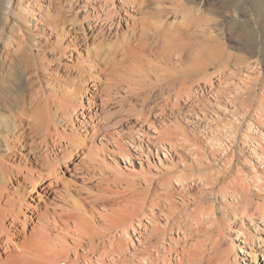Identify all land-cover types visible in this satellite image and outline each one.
<instances>
[{"label":"bare ground","instance_id":"obj_1","mask_svg":"<svg viewBox=\"0 0 264 264\" xmlns=\"http://www.w3.org/2000/svg\"><path fill=\"white\" fill-rule=\"evenodd\" d=\"M155 3L159 13L140 20L137 0H0V264H264V131L252 121L240 141L200 138L180 118L184 96L215 97L223 78L211 73L213 10ZM219 4L246 15L242 0ZM254 23L237 24L243 37ZM97 36L113 47L100 63L88 45ZM167 67L161 109L104 121L117 100L132 104L128 94L145 102ZM229 101L213 119L241 125ZM200 187L217 201L197 203Z\"/></svg>","mask_w":264,"mask_h":264},{"label":"rangeland","instance_id":"obj_2","mask_svg":"<svg viewBox=\"0 0 264 264\" xmlns=\"http://www.w3.org/2000/svg\"><path fill=\"white\" fill-rule=\"evenodd\" d=\"M155 1L157 2V0H137V3L139 4V9H140V14L138 15L140 20L143 17V15L149 11H150L149 13L158 12L155 9L157 6V5H155L156 4ZM180 1H182L181 4H184L185 2H189V4L191 3L190 4L191 6L194 5L195 3L201 2L202 6H203L202 7L203 10H207V9L213 10L209 14L210 15L209 17L214 20L213 21V26L215 28L214 35L216 38H215L213 46L216 50L215 51V57L218 61H217V66L215 68L216 70L213 69L211 71V73L217 71L218 68L220 67L221 75L224 78V80H223V78L220 79L216 76V78L214 79V83L216 82L215 86H217L216 90H215V97H217V99H215L214 94H212V95L206 94L204 96H200L199 99L194 98V97L193 98H187L186 96H184L186 99H183L181 101V104H180L182 107L180 118H182V116H184V117L187 116L188 118H190L191 121L196 122L197 127L195 126L196 127L195 135L199 136L200 138H204V135L207 134L208 132H214V133L216 132V133L223 135V137H224L225 132H226V136H225L226 138L228 137L230 139L232 136L235 135L236 139L239 140L240 135L243 132H245L244 130H246V129H244V128H246L245 127L246 124H248L249 122H252V121H253L252 123L254 124V126L256 128L264 131V127H263L264 126V121H263L264 120V106H263L264 105L263 104L264 103V100H263L264 99V97H263L264 96V90H263L264 87L262 86L264 84V79H263L264 78V31H262V30H264V0L263 1L262 0H242L243 1V7L246 11V15H240L238 13H233V14H229L228 17H227V14L225 15L224 13H222V9H221L222 7L219 4L221 2V0H196V1L195 0H185V1L180 0ZM183 1H184V3H183ZM206 1L208 2L207 5L205 4ZM143 3L144 4L147 3V5H149V6L145 7V5ZM176 6H178V5H176ZM169 7H171V4H169ZM172 7L175 9L176 8H179V9H177L175 11V9L172 8L173 11H175V12H173L171 10V15L168 19V21H170V22L175 20L176 15H181V13H182V7H180V4H179V7H175V5H173ZM0 15H1L0 16V32H1L2 29L5 27L4 21H3V6H1V5H0ZM158 15H159L158 17L163 18L162 17L163 15H161V14H158ZM150 19L153 21L154 18L151 17ZM250 19H253L255 22L254 23L255 33H252L249 37H243L242 32H241V28H239L237 26V24L243 22L244 20H250ZM152 21H150V22H152ZM154 21H156V20H154ZM154 21L152 23H154ZM156 22H158V21H156ZM215 25H218V26H215ZM68 27L72 28L71 22L68 24ZM97 37L95 39L94 38L91 39L88 42V45L90 46V49H91L90 54L92 55V57L94 59H97L98 63H100V62H103V60L107 56L110 55L109 54L110 52H113V51L108 52V50L113 49V47L111 48V46H112L111 43H108L106 41L101 40V38L99 36H97ZM109 45H111V46H109ZM261 49H263V50H261ZM219 64H220V66H219ZM258 64L262 65V70H260V71L258 70V67H257ZM173 68L176 71L177 70L181 71V70H183V68H185V66L178 67L176 65ZM173 68H170V67L166 68L167 72L162 73V80L163 81L161 83L156 81V80L154 83V79H152V81H153L152 83H154V84L151 85L152 87L147 88V90H146L147 96H145L146 99L144 98V101H145V102H143L144 104L142 103L143 98L141 99L140 97H137V95L134 93L128 94L129 96L131 95L133 97L132 101H131L132 104L130 105V101H129V104H127L128 102H124L125 100L122 102L123 103L122 104L120 102L121 100L120 101L117 100L116 101L117 103H114V106H112L110 109L111 110L110 111L111 117L109 115L108 116L109 120L106 121L107 116L104 117L105 116L104 115L103 116L105 119L104 121L110 127L112 126V124L119 126V122L121 124V123H125L127 121H130V119L134 120L137 118V116L138 117L143 116L141 114H143V112L145 110L146 111H145L144 115H151L154 112H156L158 109H161V107L164 106V103L161 102V101H163V98H160L161 97L159 94L160 92L158 91L159 89H157V88H161L163 86L166 87L169 82L173 81L171 78H169V76L171 74H174ZM202 76L203 75H201L200 78H202ZM143 80L144 79L142 77H138L139 82H142ZM262 81H263V84H262ZM238 85L240 87H238ZM154 89L157 91H155ZM236 91H238V92H236ZM138 92L140 93V91H137V93ZM158 95H159V97H158ZM235 95H237V97ZM129 96L127 98H129ZM230 97H234L233 98L234 100H232L233 102L229 101ZM136 99H137V101H135ZM138 99L140 101H138ZM134 101L139 102L142 105H140L138 103L139 105L137 104V105H135L136 107H132V105L134 106V104H136ZM227 101L231 102L232 105H234V108H235L234 110H236L235 112H236L237 117L240 116L242 118L244 116L243 117L244 123H242L241 125H237L235 123V121H234V123H235L234 124V123H232L233 121L231 122L228 118H224V119H220V120L213 119L214 115H218V116L223 115V108L228 107ZM158 103H159V105H158ZM224 104H225V106L222 107V105H224ZM143 106H145L146 109H145V107L143 109ZM134 108H135V110H134ZM148 108L151 109V114H150V110ZM166 111L168 114L170 113L169 110H166ZM168 114H167V116H169ZM261 116H263V117H261ZM204 117H206V119H204ZM245 120H247V121H245ZM256 120H257V122H256ZM179 121L181 122L182 120H179ZM205 121L210 122L211 131H206V128L208 126L206 125V123H204ZM181 123L184 124L183 121ZM116 126H113V127H116ZM112 129L113 128H111L110 130H112ZM236 129L238 130V132L235 131ZM166 137H170V136H166ZM245 151H246V149H245ZM222 160H223V158H220L218 163H221ZM237 163H239L238 158L236 159V164ZM214 165H215V163H214ZM215 169H216L215 167H213V169L212 168H206L203 171L198 170V171L193 172V174L192 173H187V174L188 175H195L196 177L199 175H203V174H209L212 177V172L214 173ZM226 175L229 178L232 175V171H230ZM226 175H225V177H223V179H222L223 181L228 179ZM68 177H69V175L67 173L65 178L67 179ZM219 185H218V187H216L217 190L220 187ZM203 189L204 188L200 187V188H197V190H195V191H191V193H192V195H194V197L195 196L197 197L200 195V198L199 197L196 198L197 199L196 202L197 203H215L216 199L214 198V196L205 194L204 192H206V191H205V189L204 190ZM203 194L205 195L204 197L202 196ZM177 198H178V196H177ZM33 199L34 200L38 199L36 194L33 196ZM196 202H193V203H196Z\"/></svg>","mask_w":264,"mask_h":264}]
</instances>
